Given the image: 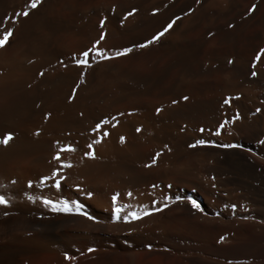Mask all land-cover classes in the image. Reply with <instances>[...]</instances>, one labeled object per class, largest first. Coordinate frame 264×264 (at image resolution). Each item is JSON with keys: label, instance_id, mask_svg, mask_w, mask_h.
Masks as SVG:
<instances>
[{"label": "bare ground", "instance_id": "1", "mask_svg": "<svg viewBox=\"0 0 264 264\" xmlns=\"http://www.w3.org/2000/svg\"><path fill=\"white\" fill-rule=\"evenodd\" d=\"M29 2L0 0V30L13 29L0 48V138L13 135L0 145V264H264V0ZM101 32L106 55L132 52L78 65ZM65 145L61 187L41 185ZM116 194L125 212L168 207L114 224Z\"/></svg>", "mask_w": 264, "mask_h": 264}, {"label": "snow or ice", "instance_id": "2", "mask_svg": "<svg viewBox=\"0 0 264 264\" xmlns=\"http://www.w3.org/2000/svg\"><path fill=\"white\" fill-rule=\"evenodd\" d=\"M199 2V0H198ZM41 3V0H30L28 7L31 9H35L39 4ZM255 6H253L254 9ZM253 9H249V11L251 12ZM17 15H23L24 17H27L29 15L28 11H23L22 13H19ZM129 15H131V13H129ZM178 19V18H177ZM175 21L169 23L161 32H158L155 36L152 37L151 40H148L146 43L144 44H140L137 47L139 48H145L148 45L158 41L160 39V37H162L166 32L169 31V29L172 28L173 23ZM104 22L101 21L100 26L101 28L103 27ZM231 26V25H230ZM13 35V29L8 28L7 30H0V48L5 47L6 44H8L10 37ZM105 38L104 33L101 32L99 39L93 44L92 48L87 49L85 51H83L80 55L83 57V59H79L76 61V63L78 65H82L85 67H90V64L88 63V57L90 56V54H94L96 57H99L100 59H112V58H116V57H121V56H126L129 53L132 52V48H124L123 50L120 51H116L114 53L113 56H108L105 54V52L101 49H98L96 47V45H98L103 39ZM260 53H264V49L260 50ZM260 53L257 54V56L255 57L256 60L260 59ZM231 63V61H229ZM253 67H255V64H253ZM252 76L256 75V72L253 71ZM184 99H187V97H184ZM173 103H175V101H173ZM225 104L228 103V100L224 101ZM157 111H159V109H157ZM257 111H259V109H257ZM238 118V117H236ZM102 124H107V121H102ZM221 127H223V125H221ZM101 129V124H97L96 125V129L95 130H100ZM137 131H139V129H137ZM201 131H203V129H201ZM219 134V133H217ZM103 136H107L108 133L107 132H102ZM13 139V135L11 133H6L4 134V136L2 138H0V145H4L7 146L9 144V142ZM121 142L124 141V138L121 137ZM99 140H96L95 143H99ZM205 145V141L204 140H197L194 144H190L189 147H197V146H203ZM220 147H226V148H241L242 145H238V144H228V145H219ZM87 147L89 149L92 148V144L87 145ZM75 151L74 148H72L71 146L65 145L61 148H59L56 153L53 155V160L57 163V165L59 166L58 168H53L51 170L50 175H45L43 177H41L40 179V184L43 185L45 182L51 180L52 181V186L59 189L61 187V181L65 179V177L61 174L62 169L65 168H71L72 165L68 164V163H63L61 160V153L63 152H73ZM86 155L89 158H95L94 153L93 152H87ZM157 156L159 155V153L156 154ZM156 162V158L155 156L152 158V164H155ZM149 166V165H146ZM29 187H31V183L29 182ZM87 195L90 197L92 195V193H87ZM128 196H131V193H127ZM28 199H32V197H28ZM170 198L165 197V200H169ZM117 200H118V194L113 195L111 197V203H112V207H111V211H110V221L111 223L114 224H119V223H123V224H128L131 225L133 223H135L136 221L142 220L144 217L153 215L156 212H160L163 211L164 208L168 207V204L165 203L163 204L161 207H153V209L151 211L145 209L143 211H128L125 212L124 208L128 207V206H117ZM176 200H180V197H176ZM188 203H190L191 207L197 211L203 212V209L200 205V203H198L195 199L191 198V197H187ZM42 204L46 207H49L51 211L53 212H57V213H65V214H73V215H79L82 216L84 218H86L89 221H92L94 224H101L103 223L101 220L97 219L95 216L90 215L84 208V205L78 202L73 201L71 204H69L66 201H60V202H54L51 199H43ZM173 203H175V200L172 201ZM9 205V200L6 199V197L4 195H0V206H3L4 208H7ZM233 208H235V205H233ZM4 215H8L7 211L4 212ZM221 239H223V237H221ZM149 250L151 249V245H147L146 246ZM89 252L94 251V249L89 248L88 249ZM66 260L70 259V257H68L67 255H65L64 257Z\"/></svg>", "mask_w": 264, "mask_h": 264}]
</instances>
